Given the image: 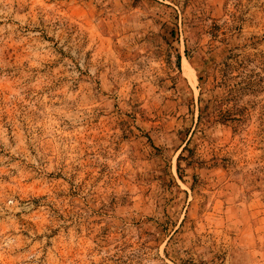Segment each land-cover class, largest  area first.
<instances>
[{"label": "rangeland", "instance_id": "obj_1", "mask_svg": "<svg viewBox=\"0 0 264 264\" xmlns=\"http://www.w3.org/2000/svg\"><path fill=\"white\" fill-rule=\"evenodd\" d=\"M0 264H264V0H0Z\"/></svg>", "mask_w": 264, "mask_h": 264}]
</instances>
